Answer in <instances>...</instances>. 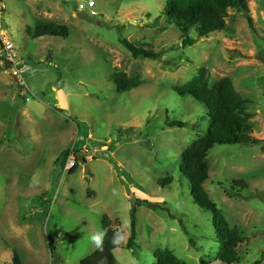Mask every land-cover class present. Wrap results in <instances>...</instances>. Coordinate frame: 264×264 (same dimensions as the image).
<instances>
[{"label":"rangeland","instance_id":"1","mask_svg":"<svg viewBox=\"0 0 264 264\" xmlns=\"http://www.w3.org/2000/svg\"><path fill=\"white\" fill-rule=\"evenodd\" d=\"M88 1L95 24L76 17ZM166 1L2 0L29 93L0 59V264H12L13 253L21 264H78L100 246L103 215L120 226L116 264H155L165 250L183 264H223L211 214L193 204L179 171L209 120L173 88L200 70L209 85L228 78L249 101L252 137L262 144L214 146L203 187L243 239L234 264H264V0H244L254 31L229 9L225 28L201 38L198 26L184 32L164 15ZM37 22L66 26L68 36L32 39L26 30ZM119 38L161 59L133 58ZM115 72L141 86L118 93ZM66 151L77 154L73 172L63 171ZM133 209L137 248L129 250Z\"/></svg>","mask_w":264,"mask_h":264},{"label":"trees","instance_id":"2","mask_svg":"<svg viewBox=\"0 0 264 264\" xmlns=\"http://www.w3.org/2000/svg\"><path fill=\"white\" fill-rule=\"evenodd\" d=\"M2 1V0H0ZM229 9H234L245 18L249 28L254 31L253 20L249 8L244 0H167L163 9L164 15L182 23L184 32L187 28L198 26L197 35L207 37L225 28V20ZM32 39L51 36L66 38L68 28L54 23L37 22L34 28L26 30ZM119 43L133 58L142 57L158 61L161 54L142 45H137L126 39L119 38ZM184 43H189L187 40ZM118 93H126L141 86L137 77H128L123 73H113L110 77ZM173 92L181 97L189 96L206 109L209 120L208 130L181 155L180 173L189 183L190 196L193 204L199 209L211 214V222L215 239L218 243L217 260L223 264H234L238 261L237 249L243 239L236 228H231L216 205L209 199L203 184L208 180V152L216 145H260L261 140L252 137V126L249 123L252 115L245 106L248 100L242 99L235 91L231 81L223 78L209 85L205 71L198 74L187 84L173 88ZM169 128H183L182 122L173 121L165 124ZM66 151L62 156L68 154ZM75 170L72 169L71 172ZM170 178L160 184H169ZM239 182L238 184H240ZM237 184V185H238ZM230 197L232 195H229ZM147 204V202H138ZM102 241L98 249L78 264H116L113 251L119 247V230L113 229L112 223L106 215L102 216ZM135 209L130 215V234L126 242L129 250L137 248ZM12 264H21L17 253L12 255ZM155 264H183L171 251H159L155 254ZM201 264H204L201 262Z\"/></svg>","mask_w":264,"mask_h":264},{"label":"built area","instance_id":"3","mask_svg":"<svg viewBox=\"0 0 264 264\" xmlns=\"http://www.w3.org/2000/svg\"><path fill=\"white\" fill-rule=\"evenodd\" d=\"M95 4L93 1H88L86 4L80 3L78 5V11H85L89 17L96 16V12L93 10ZM4 6L0 1V59L6 65L9 72V77L12 78L16 85L19 86L22 91L21 95L25 96L29 93L28 87L25 84L23 74L29 69L27 63L20 59L18 53L15 51V47L10 40L9 33L6 28L3 27L1 22L2 11ZM77 154L74 151H70L65 159L63 171H71L75 168L77 163Z\"/></svg>","mask_w":264,"mask_h":264},{"label":"water","instance_id":"4","mask_svg":"<svg viewBox=\"0 0 264 264\" xmlns=\"http://www.w3.org/2000/svg\"><path fill=\"white\" fill-rule=\"evenodd\" d=\"M76 17L86 23L95 24V21H93L85 12H78ZM130 24H135V22L130 21ZM82 156L84 157L83 160H85V154Z\"/></svg>","mask_w":264,"mask_h":264}]
</instances>
